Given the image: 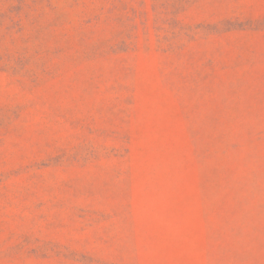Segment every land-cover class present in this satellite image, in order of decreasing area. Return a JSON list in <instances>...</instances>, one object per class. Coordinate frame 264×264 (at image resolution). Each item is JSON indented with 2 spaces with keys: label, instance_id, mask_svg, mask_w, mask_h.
<instances>
[{
  "label": "rangeland",
  "instance_id": "obj_1",
  "mask_svg": "<svg viewBox=\"0 0 264 264\" xmlns=\"http://www.w3.org/2000/svg\"><path fill=\"white\" fill-rule=\"evenodd\" d=\"M0 264H264V0H0Z\"/></svg>",
  "mask_w": 264,
  "mask_h": 264
}]
</instances>
